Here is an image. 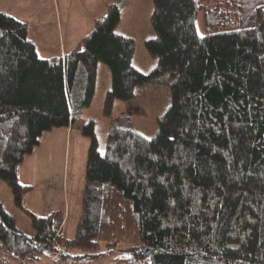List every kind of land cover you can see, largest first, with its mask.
I'll list each match as a JSON object with an SVG mask.
<instances>
[{
	"label": "trees",
	"instance_id": "1",
	"mask_svg": "<svg viewBox=\"0 0 264 264\" xmlns=\"http://www.w3.org/2000/svg\"><path fill=\"white\" fill-rule=\"evenodd\" d=\"M128 2L108 4L75 46L47 57L28 22L0 10V179L17 206L33 190L21 165L45 132L81 117L99 62L112 74L106 114L163 75L172 98L151 138L114 117L101 153L95 121L79 128L90 145L72 237L65 208L29 211L30 234L0 200V264L57 253L85 264H264V0H153L147 73L133 64L134 38L115 30Z\"/></svg>",
	"mask_w": 264,
	"mask_h": 264
},
{
	"label": "rangeland",
	"instance_id": "2",
	"mask_svg": "<svg viewBox=\"0 0 264 264\" xmlns=\"http://www.w3.org/2000/svg\"><path fill=\"white\" fill-rule=\"evenodd\" d=\"M35 1L44 2L46 18L32 13L30 15L25 8L24 10L21 8L22 5L32 4V0H23L24 4L20 3L18 6H15L13 0H0V8L28 22L30 36L38 42L39 55L47 57L60 54L73 41L80 40L94 27L93 19L103 14L107 5L116 0H56L55 3L53 0ZM153 8V0H129L121 10V18L115 28L118 33L134 38L133 64L146 73L151 71L157 63V58L145 44L147 38L156 35L151 20ZM198 28L201 34L205 33L201 13ZM111 85L112 74L109 66L99 62L94 96L90 105L85 107L81 117L75 122L73 131L67 133V128H56L51 131L55 132V134L52 133L53 140H50V132H45L43 144L36 147L35 152L33 151L34 153L28 157L24 165L22 180L33 185V190L24 197L25 209L16 205L11 187L0 179V200L6 210L15 215L17 225L26 232L30 234L36 232L29 211L42 216L50 209L65 208L67 217L63 231L67 237L75 234L81 214L90 145V139L82 135L77 126L91 119L95 121L101 153L105 152L114 117L129 119L133 127L149 138L156 135L158 117L166 111L172 101L169 79L163 75L146 85L138 86L135 98L115 99L111 114H106L105 98ZM59 132H62V136ZM124 246V244L121 245V247ZM46 262L47 260L43 257L39 264H46ZM107 262L109 261H93L90 264H106ZM76 263L85 264L81 259Z\"/></svg>",
	"mask_w": 264,
	"mask_h": 264
},
{
	"label": "crops",
	"instance_id": "3",
	"mask_svg": "<svg viewBox=\"0 0 264 264\" xmlns=\"http://www.w3.org/2000/svg\"><path fill=\"white\" fill-rule=\"evenodd\" d=\"M16 1H17V3H16ZM54 1V3L56 2V0H53ZM12 2V1H11ZM13 3H15V6H18L20 3H22V4H24V2H23V0L22 1H20V0H13ZM23 10H24V8L26 9V11L28 12V13H30V15H31V13L32 14H35L36 16H43V17H41V18H46L44 15V12H45V8H44V2H37V1H35V0H32V4H30V5H22V7H21ZM0 10H4V11H6L5 9H3V8H0ZM6 12H9V11H6ZM10 13V12H9ZM10 14H12V13H10ZM12 15H14V14H12ZM15 16V15H14ZM17 17V16H16ZM17 18H20V17H17ZM94 20V19H93ZM29 36H30V33H29ZM34 41H35V43H36V46H37V50H38V53H39V49H38V42L36 41V39L35 38H33V36H30ZM78 40L79 39H77V40H75V41H73L70 45H69V47H66V49H65V51H61V53L62 54H64L66 51H68V50H70L73 46H75L77 43H78ZM68 49V50H67ZM81 124V123H80ZM82 125H80V126H77V128L79 129L80 127H81ZM75 128V122L73 123V124H71V126H69V127H67V129H66V132L67 133H69V131H73V129ZM71 129V130H70ZM50 132V140H53L54 139V134H55V132H51V131H49ZM52 133H54V134H52ZM45 134V133H44ZM51 135H53V136H51ZM59 135H61L62 136V132H59ZM44 136V135H43ZM42 142H43V140H42ZM41 142V143H42ZM43 144V143H42ZM41 145V144H40ZM39 145V146H40ZM35 152V151H34ZM33 152V153H34ZM32 153V154H33ZM31 154V155H32ZM30 156V155H29ZM28 156V157H29ZM26 158L25 159V161L23 162V164L21 165V168H20V173H19V175H20V180L22 181V182H25V181H23L22 180V178H23V171H24V165L27 163L26 161H27V159H29V158ZM25 183H27V182H25ZM31 184V183H30ZM51 210V209H50ZM49 210V211H50ZM66 215H67V212H66ZM67 217V216H66ZM16 221H17V219H16Z\"/></svg>",
	"mask_w": 264,
	"mask_h": 264
},
{
	"label": "built area",
	"instance_id": "4",
	"mask_svg": "<svg viewBox=\"0 0 264 264\" xmlns=\"http://www.w3.org/2000/svg\"><path fill=\"white\" fill-rule=\"evenodd\" d=\"M49 264H77L75 260L71 258H62L59 253L50 257Z\"/></svg>",
	"mask_w": 264,
	"mask_h": 264
}]
</instances>
